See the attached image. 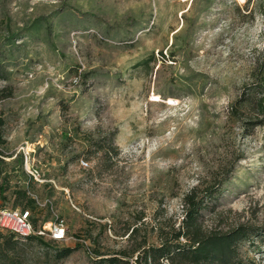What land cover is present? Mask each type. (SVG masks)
I'll return each mask as SVG.
<instances>
[{"label":"rangeland","instance_id":"1","mask_svg":"<svg viewBox=\"0 0 264 264\" xmlns=\"http://www.w3.org/2000/svg\"><path fill=\"white\" fill-rule=\"evenodd\" d=\"M263 61L264 0H0V209L27 189L36 226L64 220L44 264H134L210 185L202 229L264 230V123L231 112ZM237 252L264 264V238Z\"/></svg>","mask_w":264,"mask_h":264},{"label":"trees","instance_id":"2","mask_svg":"<svg viewBox=\"0 0 264 264\" xmlns=\"http://www.w3.org/2000/svg\"><path fill=\"white\" fill-rule=\"evenodd\" d=\"M251 80L252 83L234 101L231 112L234 116H245L244 111L249 110L250 113L246 116L249 124L264 123V61L255 69ZM4 144L5 139L0 130V164L4 162L1 149ZM3 189L4 185L1 183L0 192ZM217 191L215 185H210L198 191V194L195 190L185 194L182 199L184 216L179 229L159 235L157 245L151 244L146 247L143 243L135 245L129 251V254H135L134 264H259L253 259L239 257L237 245L252 238H264L263 229L259 230L246 225H238L227 231L202 229L199 217L201 211L207 207L204 204V197L215 198ZM15 193L17 199H25L22 209L34 208V200L29 197L27 189H16ZM199 194L200 197H198ZM33 223L36 227L34 220ZM132 232L133 229L130 230L129 235ZM180 238L183 241H179ZM44 240L43 237L33 234L20 238L11 231L0 229V264H44L47 262V253L44 255L40 252L41 249L48 248V243ZM69 251V248L64 249L59 257L66 255ZM91 254L94 258L99 257L95 259L98 264L103 262L129 264V255L124 250L112 253L108 257H101L106 254L94 246Z\"/></svg>","mask_w":264,"mask_h":264},{"label":"built area","instance_id":"3","mask_svg":"<svg viewBox=\"0 0 264 264\" xmlns=\"http://www.w3.org/2000/svg\"><path fill=\"white\" fill-rule=\"evenodd\" d=\"M23 166L30 180L41 183L40 169L34 165L30 158V151L22 150ZM86 164V163H83ZM31 198L37 200V197L31 193ZM0 229L15 233L18 237L24 238L31 234L39 235L44 238L47 236L50 240L62 241L66 238V229L64 220L59 216H55L49 222L43 223L41 226H34L33 215L28 209L19 208H2L0 209Z\"/></svg>","mask_w":264,"mask_h":264}]
</instances>
